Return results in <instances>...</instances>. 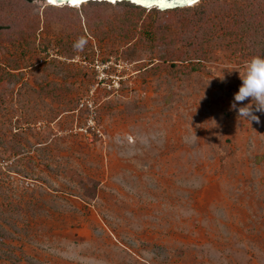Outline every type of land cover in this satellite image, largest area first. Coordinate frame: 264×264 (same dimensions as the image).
<instances>
[{
	"label": "rangeland",
	"instance_id": "1",
	"mask_svg": "<svg viewBox=\"0 0 264 264\" xmlns=\"http://www.w3.org/2000/svg\"><path fill=\"white\" fill-rule=\"evenodd\" d=\"M260 54L264 0H0V264H264Z\"/></svg>",
	"mask_w": 264,
	"mask_h": 264
},
{
	"label": "clouds",
	"instance_id": "2",
	"mask_svg": "<svg viewBox=\"0 0 264 264\" xmlns=\"http://www.w3.org/2000/svg\"><path fill=\"white\" fill-rule=\"evenodd\" d=\"M241 81L230 103V111H234L237 118L260 123V116L264 115V54L250 57L244 65L243 75L237 70ZM259 114V115H258Z\"/></svg>",
	"mask_w": 264,
	"mask_h": 264
},
{
	"label": "snow or ice",
	"instance_id": "3",
	"mask_svg": "<svg viewBox=\"0 0 264 264\" xmlns=\"http://www.w3.org/2000/svg\"><path fill=\"white\" fill-rule=\"evenodd\" d=\"M48 2L50 4H55L57 3V0H48ZM66 2L76 5L81 3L82 0H66ZM112 2H115V0H112ZM132 3L145 8L157 7L161 10H167L175 6L174 4L170 3L169 0H132ZM183 3L185 5H193L197 3V0H183Z\"/></svg>",
	"mask_w": 264,
	"mask_h": 264
},
{
	"label": "water",
	"instance_id": "4",
	"mask_svg": "<svg viewBox=\"0 0 264 264\" xmlns=\"http://www.w3.org/2000/svg\"><path fill=\"white\" fill-rule=\"evenodd\" d=\"M201 0H197V3H199ZM170 3L174 4L175 6L170 8V9H167V10H161L160 8H157V7H152V8H145V7H142L140 5H136V4H133L132 3V0H115V2H112V0H82L81 4H87V3H108V4H116V3H128V4H131L133 6H136V7H139V8H142V9H157L159 11H172V10H177V9H183V8H188V7H192L193 5H185L183 3V0H169ZM61 3H65L66 5H71L72 3L70 2H66V0H57V3L55 4H61ZM195 3V4H197Z\"/></svg>",
	"mask_w": 264,
	"mask_h": 264
},
{
	"label": "built area",
	"instance_id": "5",
	"mask_svg": "<svg viewBox=\"0 0 264 264\" xmlns=\"http://www.w3.org/2000/svg\"><path fill=\"white\" fill-rule=\"evenodd\" d=\"M83 104H85L88 108L93 109V105L89 101H86L85 103L83 102L81 105H83ZM93 119L94 118L91 117L90 120H89V126L92 127V129H93V126H94Z\"/></svg>",
	"mask_w": 264,
	"mask_h": 264
},
{
	"label": "bare ground",
	"instance_id": "6",
	"mask_svg": "<svg viewBox=\"0 0 264 264\" xmlns=\"http://www.w3.org/2000/svg\"><path fill=\"white\" fill-rule=\"evenodd\" d=\"M49 3V2H48ZM114 4V3H113ZM54 6H60V5H66L65 3H61V4H53ZM82 4L81 3H79V4H76V5H73V4H71V5H68V6H71V7H78V6H81ZM194 5H196V4H193V6Z\"/></svg>",
	"mask_w": 264,
	"mask_h": 264
},
{
	"label": "trees",
	"instance_id": "7",
	"mask_svg": "<svg viewBox=\"0 0 264 264\" xmlns=\"http://www.w3.org/2000/svg\"><path fill=\"white\" fill-rule=\"evenodd\" d=\"M203 0H201L200 2H202ZM199 2V3H200ZM199 3H197V4H199ZM88 4H90V3H88ZM124 4H127V5H130V6H133V5H131V4H128V3H124ZM196 4V5H197ZM195 6V5H194ZM134 8H137V9H141V10H146V9H142V8H139V7H136V6H133ZM188 8H190V7H188ZM151 10H157V9H151ZM157 11H159V10H157ZM172 11H174V10H172Z\"/></svg>",
	"mask_w": 264,
	"mask_h": 264
}]
</instances>
